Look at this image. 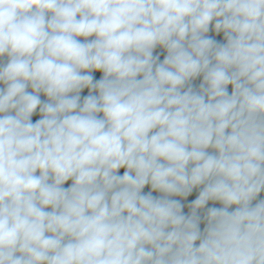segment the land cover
I'll list each match as a JSON object with an SVG mask.
<instances>
[{
    "label": "clouds",
    "instance_id": "9594fccd",
    "mask_svg": "<svg viewBox=\"0 0 264 264\" xmlns=\"http://www.w3.org/2000/svg\"><path fill=\"white\" fill-rule=\"evenodd\" d=\"M5 57L0 264H264V0H0Z\"/></svg>",
    "mask_w": 264,
    "mask_h": 264
},
{
    "label": "crops",
    "instance_id": "0c3cea01",
    "mask_svg": "<svg viewBox=\"0 0 264 264\" xmlns=\"http://www.w3.org/2000/svg\"><path fill=\"white\" fill-rule=\"evenodd\" d=\"M82 39V38H81ZM91 39V38H90ZM156 52L157 53H161V60L163 59V55H164V53L162 52V50L161 49H157L156 50ZM6 60H7V58L5 57V58H3V60L2 61H0V62H6ZM93 75L96 77V78H99L102 74L101 73H99V72H95V73H93ZM199 79L197 80V81H195L194 83L196 84V85H198L199 84ZM0 87H2V85H0ZM31 89H29V91H30ZM231 91V86H229V92ZM82 96H84V95H87V89H85L84 90V92L81 94ZM41 99H45V97H43V96H41ZM39 118V115L37 114V115H34L33 116V121H35L36 119H38ZM123 169H121V174L123 173ZM70 183H71V181H69L68 182V184H66L65 185V187H67L68 185H70ZM149 189L146 187L145 188V192H147ZM153 195H158V193H153ZM198 195V190H194V192L192 193V195L190 196V197H188V201H191V200H194L195 198H196V196ZM179 199V198H178ZM258 199H264V192H262L261 194H260V196L258 197ZM188 201H184V203H185V212H188L189 210H188V208H187V202ZM254 203H255V201H254ZM209 207H212V206H216V207H219L220 205L219 204H215V205H213L211 202L209 203V205H208ZM201 229H203V224L201 225Z\"/></svg>",
    "mask_w": 264,
    "mask_h": 264
}]
</instances>
